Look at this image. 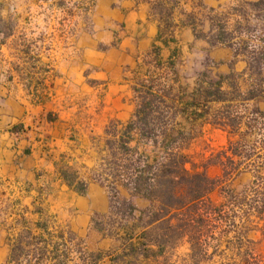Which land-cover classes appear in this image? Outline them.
Here are the masks:
<instances>
[{
    "label": "crops",
    "instance_id": "obj_1",
    "mask_svg": "<svg viewBox=\"0 0 264 264\" xmlns=\"http://www.w3.org/2000/svg\"><path fill=\"white\" fill-rule=\"evenodd\" d=\"M224 1L179 0L168 30L156 0H95L89 31L58 56L51 84L43 47L33 57L18 28L0 32V264H71L75 248L87 254L112 243L93 227L95 216L111 210L107 188L92 178L107 129L133 117L134 88L153 72L174 80L180 69L202 70L208 58L215 74L247 67L231 47L197 37L199 28L205 31L199 10ZM161 31L168 44L159 40ZM154 45L161 47V69L148 64ZM175 52L177 75L166 67ZM197 78L184 85L193 87ZM65 170L89 181L86 194L68 184ZM20 244L32 252L17 258Z\"/></svg>",
    "mask_w": 264,
    "mask_h": 264
},
{
    "label": "trees",
    "instance_id": "obj_2",
    "mask_svg": "<svg viewBox=\"0 0 264 264\" xmlns=\"http://www.w3.org/2000/svg\"><path fill=\"white\" fill-rule=\"evenodd\" d=\"M170 1L174 2L171 10L163 17L168 30L173 27L171 17L178 4ZM247 4L259 7L264 0ZM93 6L94 1L88 11ZM223 28L207 36L210 45L234 48L237 37ZM164 35L161 31L158 38L168 44ZM242 43L235 53L246 58L247 67L242 72L212 76L204 71L193 87L177 84L175 52L166 64L177 75L175 79L166 78L168 73L142 79L134 88L137 108L133 117L126 123L113 121L109 125V157L104 160L115 172L96 170L92 178L108 187L113 196L118 195L119 183L134 197L150 202L143 210L128 203L130 214L140 215L125 227V249L116 257L117 264H264V254L258 251L264 239V110L257 104L264 99V45L249 51V43ZM160 53L161 47L154 45L155 57L148 64L163 68ZM177 114L183 122L177 121ZM203 123L226 131L229 140L202 170L190 169L192 161L185 150ZM213 165L223 169L217 179L208 173ZM244 173L252 175L250 182L239 192L228 189L224 201L215 204L212 194L217 187ZM63 177L80 194L87 193L89 181L70 170L63 171ZM254 219L258 220L256 225ZM253 232L260 233L262 239L255 240ZM37 239L42 241L43 237ZM185 240L190 243L188 258L172 262ZM17 249L25 250L21 244Z\"/></svg>",
    "mask_w": 264,
    "mask_h": 264
},
{
    "label": "rangeland",
    "instance_id": "obj_3",
    "mask_svg": "<svg viewBox=\"0 0 264 264\" xmlns=\"http://www.w3.org/2000/svg\"><path fill=\"white\" fill-rule=\"evenodd\" d=\"M93 1L95 4V0H0V32L3 31L8 34L18 28L19 32L27 35V40H29L27 43L33 44V52L31 53L33 57L37 53L38 47H43V51L47 53L46 55L48 57L46 65H48L47 70L50 74L48 82L51 84L52 76L54 75V71L52 70L55 69L58 56L64 53L63 50H68L74 46L78 35L82 34L80 32L89 31L92 14L87 8H89ZM163 1L166 2L170 0H156L154 5L155 11L160 13L162 17L170 12L174 3L170 1L168 4L163 5ZM249 2L257 1L225 0L217 8L199 10L200 21H203L205 31H203L204 28H199L197 34L211 37L218 34L220 28L224 26L223 29L228 35L237 37V39L234 40V42L237 43L236 46L231 48L234 53H236L237 48L243 47L244 44L242 40L249 43V51L258 48L261 49L262 45H264V42H262V39H264V5L252 7L247 4ZM211 9L215 11H211ZM35 44L37 46H34ZM240 58L244 61L246 59L243 57ZM37 60L38 59L32 58L34 62H37ZM199 62V59L196 58V66H199ZM245 63L247 64L246 61ZM203 64L204 67L200 71H185L180 69L179 79L181 84L186 82L193 83L197 75L204 71L210 72L212 76L216 75L211 70L214 65L209 58L205 60ZM153 74L154 73H152V75ZM156 74L161 75L164 73L156 72ZM152 75L150 74V76ZM166 78L169 77L166 75ZM135 100L137 101V98ZM257 104L264 110V99H260ZM176 119L177 121L183 122V119L179 117L178 114ZM121 127L122 125H119L118 130H120ZM186 127L189 128V124H187ZM228 140L229 137L226 131L210 123L201 124L195 131L189 148L185 150V153L192 161V163L188 164V167L190 169L202 170L204 163L225 147ZM108 155L109 151L107 148L105 151L101 152L99 167L97 168L100 173L110 174L111 172H115L113 169H110V165L104 160L109 157ZM208 173L212 178L217 179L222 176L223 169L220 165H213L209 168ZM251 179L252 175L250 173H244L231 181L221 183L212 194L213 202L215 204L222 203L228 189L239 192ZM117 186V196H113L110 189L107 187L111 202V210L109 213L93 218V227L104 235H107V237L112 238V243L106 246L105 249L87 254L80 252L82 251V246L75 248L74 258L76 259L74 263L71 264H83L84 261L87 262L88 260V264H98V261L103 258L106 259L104 261L106 264H117L115 261L116 257L125 249V227L126 225L134 224L136 222L134 217L140 215L139 212L131 215L128 209V203L132 202L139 210L146 209L150 206L148 200L134 197L127 188L119 183ZM257 222L258 220L254 219L253 225H256ZM24 234H26V232ZM251 236L255 240L262 239L260 233L253 232ZM258 251L264 254V239L258 245ZM30 252H32V250L29 248L18 250L16 247L14 254L17 258H20L25 257V255H28ZM189 253L190 243L186 240L182 241L181 245L176 250V256L173 258L172 262L175 260L184 262L183 259H187ZM216 261H218V258H216ZM142 264L159 263L152 261L143 262Z\"/></svg>",
    "mask_w": 264,
    "mask_h": 264
}]
</instances>
